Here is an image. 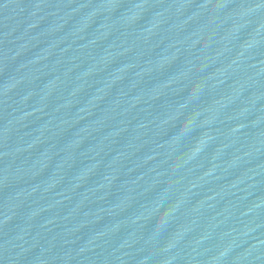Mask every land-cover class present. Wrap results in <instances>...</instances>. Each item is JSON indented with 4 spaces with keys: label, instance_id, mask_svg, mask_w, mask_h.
<instances>
[{
    "label": "water",
    "instance_id": "obj_1",
    "mask_svg": "<svg viewBox=\"0 0 264 264\" xmlns=\"http://www.w3.org/2000/svg\"><path fill=\"white\" fill-rule=\"evenodd\" d=\"M0 264H264V0H0Z\"/></svg>",
    "mask_w": 264,
    "mask_h": 264
}]
</instances>
